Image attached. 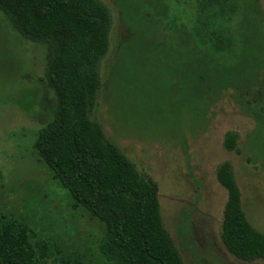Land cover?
<instances>
[{
    "label": "rangeland",
    "instance_id": "obj_1",
    "mask_svg": "<svg viewBox=\"0 0 264 264\" xmlns=\"http://www.w3.org/2000/svg\"><path fill=\"white\" fill-rule=\"evenodd\" d=\"M98 1L108 9L111 21L90 119L139 175L156 184L163 227L184 264H264V259L240 261L223 246L220 229L226 192L216 179L218 166L228 162L244 214L264 235V0H242L229 24L238 38L243 30L255 31L260 50L214 62L220 88L214 92L209 86L204 91L209 107L206 98L193 102L186 99L189 95L174 93L184 76L186 58L181 56L183 50H174L162 39L164 21L158 14L172 7L186 20L181 6L171 0ZM124 2L127 6L122 9ZM122 50L137 54L133 56V61L139 59L137 70L128 93L118 89L111 93V71ZM44 66L42 46L23 40L0 13V207L29 213L37 230L47 235L58 232L63 247L87 253L91 250H84V245L98 233L97 224L69 216L64 223L55 222L59 213L68 212L30 154L34 134L50 121L54 105ZM230 84L235 87L221 90ZM168 130L175 133H165ZM227 132L236 135L241 154L224 148ZM43 217L46 221L40 225Z\"/></svg>",
    "mask_w": 264,
    "mask_h": 264
},
{
    "label": "trees",
    "instance_id": "obj_2",
    "mask_svg": "<svg viewBox=\"0 0 264 264\" xmlns=\"http://www.w3.org/2000/svg\"><path fill=\"white\" fill-rule=\"evenodd\" d=\"M171 1L188 14L184 20L172 7L158 14L166 23L162 39L174 50H183L181 56L186 58L180 88L174 93L189 95L186 99L193 102L206 98L209 107L204 91L209 86L214 92L220 88L213 75L216 60L254 55L260 50L256 32L243 30L238 38L229 27L242 0ZM120 6L124 9L127 4ZM0 13L23 40L44 49V81L53 93L54 105L50 121L34 134L30 154L68 212L59 213L55 222L64 223L68 216L75 221L84 218L95 222L99 230L84 245V250L91 251L80 253L63 247L58 232L47 235L37 230L29 213L0 207V264H184L163 227L156 184L139 175L90 119L100 88L98 65L108 50V9L98 0H0ZM241 47L245 50L239 52ZM134 55L122 50L117 58L118 65L111 71V93L116 89L126 93L134 81L139 61H133ZM229 87L235 84L221 90ZM170 132L175 133H165ZM223 146L241 154L232 132L224 135ZM216 179L226 192L220 229L223 246L240 261L263 260L264 235L244 214L228 162L218 166ZM45 221L43 217L37 223Z\"/></svg>",
    "mask_w": 264,
    "mask_h": 264
}]
</instances>
